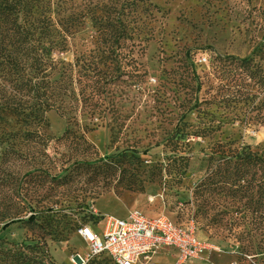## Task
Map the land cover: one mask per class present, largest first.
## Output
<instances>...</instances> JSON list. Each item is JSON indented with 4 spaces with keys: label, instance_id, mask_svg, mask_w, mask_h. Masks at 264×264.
Listing matches in <instances>:
<instances>
[{
    "label": "trees",
    "instance_id": "1",
    "mask_svg": "<svg viewBox=\"0 0 264 264\" xmlns=\"http://www.w3.org/2000/svg\"><path fill=\"white\" fill-rule=\"evenodd\" d=\"M152 6L149 0H0V231L14 221L42 228V240L28 248L46 243L63 222L84 224L79 175L119 168L117 160L95 159L80 116L92 120L107 111V86L124 74L121 50L131 53L146 41L137 22ZM86 19L92 32L83 30ZM68 51L70 61L61 56ZM216 60L223 71L211 98L241 124L264 127V95L257 99L264 65L252 57ZM52 109L66 119L57 137L48 132ZM51 141L67 151L51 155ZM203 160L205 173L192 189L196 216H209L208 227L224 222L225 236L236 245L233 264H264V153L233 139L215 140ZM22 255L11 256L37 262Z\"/></svg>",
    "mask_w": 264,
    "mask_h": 264
},
{
    "label": "rangeland",
    "instance_id": "2",
    "mask_svg": "<svg viewBox=\"0 0 264 264\" xmlns=\"http://www.w3.org/2000/svg\"><path fill=\"white\" fill-rule=\"evenodd\" d=\"M149 2L153 9L137 22L147 39L131 53L121 50L126 56L120 68L124 74L107 86V111L92 120L80 116L81 124H88L85 135L96 148L95 159L119 161L116 170L104 166L97 175L85 173L76 178L77 192L86 203L87 216L81 221L101 237L103 216L120 217L124 208L165 214L177 223L192 218L197 237L216 248L183 264H233V237L225 236L224 222L208 227L209 216H196L199 201L194 200L192 189L205 173L203 158L213 141L233 139L264 153V127L241 124L227 113L230 108L211 98L217 94L223 71L216 66L222 64L216 57H252L264 65V0ZM84 24L83 30L92 32L88 19ZM129 55L132 61L127 60ZM61 56L73 59L72 51ZM263 95L261 88L257 99ZM46 116L49 134L61 135L64 116L54 109ZM180 128L183 134L176 131ZM54 145L51 141V155L67 151ZM223 201L221 197L219 203ZM77 227L63 222L45 236L46 243L28 248L36 239L42 240L44 231L30 222L14 221L0 231V264H74L72 256L87 251ZM14 252L23 253V258L32 255L37 262L15 261ZM87 264L114 263L100 254Z\"/></svg>",
    "mask_w": 264,
    "mask_h": 264
},
{
    "label": "built area",
    "instance_id": "3",
    "mask_svg": "<svg viewBox=\"0 0 264 264\" xmlns=\"http://www.w3.org/2000/svg\"><path fill=\"white\" fill-rule=\"evenodd\" d=\"M196 231L192 218L177 223L165 214L149 217L138 207L126 217L105 214L101 237L92 226L78 225L76 233L85 242L87 251L84 255L76 252L72 261L87 264L91 258L105 254L115 264H160L154 260V254L164 246H171L177 254L173 264H183L188 259L199 258L205 250L216 248L198 238Z\"/></svg>",
    "mask_w": 264,
    "mask_h": 264
},
{
    "label": "crops",
    "instance_id": "4",
    "mask_svg": "<svg viewBox=\"0 0 264 264\" xmlns=\"http://www.w3.org/2000/svg\"><path fill=\"white\" fill-rule=\"evenodd\" d=\"M140 209V208H139ZM143 212L149 216V217H152V216H156L158 214H161V213H147L143 210ZM128 214V210L126 208H124L120 214V217H126ZM78 235V234H77ZM79 236V235H78ZM80 237V236H79ZM81 239V238H80ZM82 240V239H81ZM205 241V240H204ZM85 243V242H84ZM208 250H205L202 252L201 256L204 254V253H207ZM177 259V254H176V250L169 246H164L162 247L161 249H159L158 251H156V253L154 254V260L157 261L158 263L160 264H173Z\"/></svg>",
    "mask_w": 264,
    "mask_h": 264
}]
</instances>
